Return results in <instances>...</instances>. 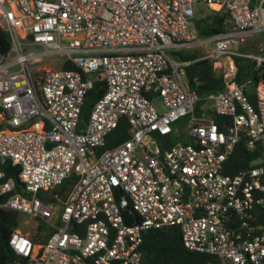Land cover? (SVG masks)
<instances>
[{
    "label": "built area",
    "instance_id": "2783aa9c",
    "mask_svg": "<svg viewBox=\"0 0 264 264\" xmlns=\"http://www.w3.org/2000/svg\"><path fill=\"white\" fill-rule=\"evenodd\" d=\"M195 5L224 11L226 31L198 38ZM0 29V166L19 168L0 169V210L49 228L44 243L15 230L9 264H141L142 235L172 227L220 264H264V159L225 172L240 142L264 143V41L240 51L264 36V0H0ZM194 48L223 79L202 100L191 62L168 55ZM235 57L254 62V103ZM95 83L104 91L78 134ZM121 119L127 140L98 153ZM169 135L179 140L157 138Z\"/></svg>",
    "mask_w": 264,
    "mask_h": 264
},
{
    "label": "trees",
    "instance_id": "16d2710c",
    "mask_svg": "<svg viewBox=\"0 0 264 264\" xmlns=\"http://www.w3.org/2000/svg\"><path fill=\"white\" fill-rule=\"evenodd\" d=\"M228 16L224 11H211L192 21L193 30L198 38L211 37L222 31H226L229 24ZM264 39V38H263ZM264 41V40H263ZM244 47L241 52H250L249 48ZM9 49V39L7 34L0 29V54L4 55ZM254 52V51H253ZM174 57L181 61L191 62L185 68V79L190 90L202 100L205 96L212 93H219L223 90V79L219 73L212 68V63L207 60L195 61L197 55L195 53L177 52ZM236 74L234 82L240 86L242 83L250 80L252 82L249 87V100L254 103L255 94L253 93L258 83V78L254 72V62L245 58L235 57ZM71 69L69 65H65L63 69ZM103 85L95 83L93 88L85 96L80 118L87 121L92 105L103 94ZM203 102H199V105ZM217 123L222 119L214 117ZM2 126H0V129ZM128 125L124 119L119 121L118 127L113 130L105 138L104 146L97 149L98 153L110 150L121 144L128 138ZM158 140H165L168 144L176 143L179 139L175 135L167 137H159ZM163 150V149H161ZM264 159V143L257 145L254 150H247L244 143L240 142L236 147L228 161L225 164V172L233 175L245 169L254 166L255 163ZM8 178L16 179L19 168L12 167L10 163L0 166ZM75 178L66 180L53 193H57L59 197H63L70 189ZM20 214L13 211L0 210V264H9L13 259V254L8 246V240L11 234L20 228ZM264 224V222H263ZM38 233L43 234L42 243L47 238L49 228L42 222L37 227ZM141 264H220L218 259L211 255L200 254L188 251L184 248L180 231L177 227L148 230L142 235L141 244Z\"/></svg>",
    "mask_w": 264,
    "mask_h": 264
},
{
    "label": "rangeland",
    "instance_id": "374dc122",
    "mask_svg": "<svg viewBox=\"0 0 264 264\" xmlns=\"http://www.w3.org/2000/svg\"><path fill=\"white\" fill-rule=\"evenodd\" d=\"M210 12V10L205 7V6H200V5H195L194 6V18L192 21L194 20H198L199 18L203 17L204 15L208 14ZM193 23L191 25V28L193 30ZM264 36L262 35H253L249 38L246 39V42L243 46L240 47V51L244 50V47L247 46L246 48H249L251 51V53H254L257 48L258 45L263 42ZM203 50H201L200 48H194V49H179V50H173V51H169L168 55L172 58V59H176L174 57V53L177 52H186V53H195L197 56H200L203 54L202 52ZM254 51V52H253ZM53 68H56L55 65L52 66ZM185 126L184 122H180L179 126H178V132L180 134L183 135V127ZM19 231L25 235H28L29 238H31L33 241L36 242H41L42 243V239H43V234L38 233L37 230V224L33 223V222H29L27 220L26 217L24 216H20V228Z\"/></svg>",
    "mask_w": 264,
    "mask_h": 264
},
{
    "label": "water",
    "instance_id": "95a60500",
    "mask_svg": "<svg viewBox=\"0 0 264 264\" xmlns=\"http://www.w3.org/2000/svg\"><path fill=\"white\" fill-rule=\"evenodd\" d=\"M86 127V121L84 119H80L76 132L79 134L81 133V131L85 130Z\"/></svg>",
    "mask_w": 264,
    "mask_h": 264
}]
</instances>
